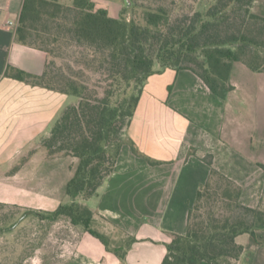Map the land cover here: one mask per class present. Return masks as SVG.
Wrapping results in <instances>:
<instances>
[{"label": "trees", "instance_id": "16d2710c", "mask_svg": "<svg viewBox=\"0 0 264 264\" xmlns=\"http://www.w3.org/2000/svg\"><path fill=\"white\" fill-rule=\"evenodd\" d=\"M253 1L211 0L199 9L197 1L185 6L175 0H141L133 2L127 19L112 17L104 0H23L16 40L44 51L47 59L40 75L11 65L5 74L78 99L62 109L49 134L10 170L19 169L37 149L45 158L78 160L66 183L69 201L27 214L52 222L66 219L124 261L129 242L117 245L96 229L94 212L84 201L113 172L125 143L147 162H159L125 138L150 75L166 68L190 70L225 99L235 88V63L264 72V15L252 11ZM67 53L71 63L56 65ZM202 159L210 166L207 179L196 190L186 231L167 232L170 241L161 264H235L243 250L236 237H255L256 223L264 226V193L258 206L242 204L240 185L212 166V155Z\"/></svg>", "mask_w": 264, "mask_h": 264}, {"label": "crops", "instance_id": "0c3cea01", "mask_svg": "<svg viewBox=\"0 0 264 264\" xmlns=\"http://www.w3.org/2000/svg\"><path fill=\"white\" fill-rule=\"evenodd\" d=\"M104 2L107 5L108 0ZM22 3L23 0H0V203L4 204H28L35 196L45 202L50 200L45 190L34 189L36 170H48L52 161L64 156L45 158L43 150L37 149L19 169L12 173L10 170L27 149L49 134L54 120L69 105V95L65 93L5 74L11 65L40 75L47 59L44 51L16 40ZM244 71L233 65L231 82L235 88L225 99L214 95L195 73L186 69L166 68L145 81L125 138L159 162H147L125 143L113 172L90 205L93 223H107L117 232L96 229L112 240L123 239L115 242L117 245L124 247L129 242L124 261L66 219L53 221L63 225L61 233L51 237L55 243L50 242L49 233L40 244L35 228L24 226L32 216L26 215L12 227L0 228L4 240L6 234L28 236L26 242L16 237L10 245L0 242V264H161L170 241L167 232L186 231L188 210L209 173L210 166L202 159L207 154L212 155L214 168L240 185L239 201L256 207L264 188V147L254 148L242 136L245 117L232 98L237 88L235 76ZM68 201L69 198L62 200ZM66 230L74 232L71 241ZM255 234L236 237L243 250L235 264H264V226L259 222Z\"/></svg>", "mask_w": 264, "mask_h": 264}, {"label": "rangeland", "instance_id": "374dc122", "mask_svg": "<svg viewBox=\"0 0 264 264\" xmlns=\"http://www.w3.org/2000/svg\"><path fill=\"white\" fill-rule=\"evenodd\" d=\"M135 1L141 2V0H131L132 4ZM146 1L148 0H144V4H146ZM192 1H197V7L201 9L211 0H175L177 4H183L185 6H192ZM132 4L129 7H125L124 0H108V12L112 17H119L121 14H124V16L128 19L133 15V10L131 9ZM252 11L264 15V0H254L252 4ZM66 62L71 63V57H68V53L64 59L62 58L57 60L56 65L64 66ZM234 65L236 68L241 67L245 69L244 73L241 72L240 74H236L235 79L237 82V88L232 94L233 100L238 102L236 106L238 107V111L245 117V123L241 126V134L242 136H245L249 139L250 144H252L254 148H258L260 146L264 147V72L252 71L242 63H235ZM154 68H158L157 63H155ZM77 100V97L69 95L68 104L76 103ZM56 119L54 120L53 124L55 123ZM77 163L78 160L76 158L64 156L59 160L52 161L50 165L47 166V168H49L48 170H44L43 168L36 170L37 178L35 179V183L33 182L34 189H36L38 192L45 190L44 192H46V196H49L50 200L45 202L44 198L35 196L34 199L28 204H22L18 202L10 204L6 203L4 207H0V228L7 229L12 227L17 223V221L22 220L24 216L32 215L28 220V223H25L24 226L35 228V232H37L35 235V238H37L36 241H38L40 244L44 243L46 240L45 235L51 233L50 236L47 235V237L50 238V242L55 243V239L51 237L54 235V233L60 234V229H62L63 225L60 223L55 224L49 220H44L41 222L38 216L30 213L27 214V212L52 211L56 209L59 204L64 203L62 200L69 198L65 190L66 183L73 175ZM263 193L264 188L262 195ZM94 198L95 196L88 198L85 200V204L90 207ZM55 201H58V203H55ZM259 204L260 201L258 205ZM262 205H264V202ZM93 226L104 232L105 229L116 231L114 227L107 223H103V225L93 223ZM73 233L74 232H71L70 230H66L68 241L73 239ZM13 237L25 239V242L28 238L26 234L16 236H10L9 234H6V239L4 240L2 239L3 237H0V242H7L10 245L14 239ZM122 240L123 239L117 237L116 239L112 240V242H122ZM203 264L207 263L203 262Z\"/></svg>", "mask_w": 264, "mask_h": 264}, {"label": "water", "instance_id": "95a60500", "mask_svg": "<svg viewBox=\"0 0 264 264\" xmlns=\"http://www.w3.org/2000/svg\"><path fill=\"white\" fill-rule=\"evenodd\" d=\"M131 4H132L131 0H124V5H125L126 7L131 6Z\"/></svg>", "mask_w": 264, "mask_h": 264}, {"label": "built area", "instance_id": "2783aa9c", "mask_svg": "<svg viewBox=\"0 0 264 264\" xmlns=\"http://www.w3.org/2000/svg\"><path fill=\"white\" fill-rule=\"evenodd\" d=\"M7 23H8V24H12V22H10V21H9V22H7Z\"/></svg>", "mask_w": 264, "mask_h": 264}]
</instances>
